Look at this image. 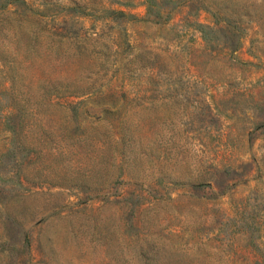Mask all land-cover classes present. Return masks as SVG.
Segmentation results:
<instances>
[{
	"label": "rangeland",
	"instance_id": "1",
	"mask_svg": "<svg viewBox=\"0 0 264 264\" xmlns=\"http://www.w3.org/2000/svg\"><path fill=\"white\" fill-rule=\"evenodd\" d=\"M0 264H264V0H0Z\"/></svg>",
	"mask_w": 264,
	"mask_h": 264
}]
</instances>
